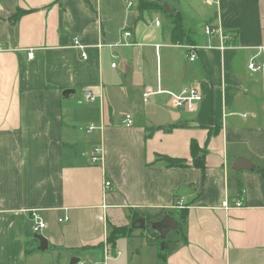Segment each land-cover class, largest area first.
<instances>
[{
	"label": "crops",
	"instance_id": "obj_1",
	"mask_svg": "<svg viewBox=\"0 0 264 264\" xmlns=\"http://www.w3.org/2000/svg\"><path fill=\"white\" fill-rule=\"evenodd\" d=\"M168 3L184 18V43L137 0H0V264H98L106 252L107 264H264V74L248 69L264 47V0ZM206 25L232 37L225 49ZM188 46L199 47L195 61ZM189 87L202 97L193 112L169 94ZM69 89L80 98L64 96ZM148 89L165 93L145 101ZM95 148L102 158L92 164ZM225 200L243 206L225 209ZM160 209L176 221L188 211L187 242L166 262L148 243V222L108 243L113 227ZM34 210L47 223L46 251Z\"/></svg>",
	"mask_w": 264,
	"mask_h": 264
},
{
	"label": "trees",
	"instance_id": "obj_2",
	"mask_svg": "<svg viewBox=\"0 0 264 264\" xmlns=\"http://www.w3.org/2000/svg\"><path fill=\"white\" fill-rule=\"evenodd\" d=\"M138 1V8L141 12L143 11H156L162 14L165 20L169 23L171 28V39L174 43H184L186 37V31L184 27V18L180 12H177L173 8H171L170 12L167 13L163 7L164 2H168V0H162V2H152L148 0H137ZM175 1V0H172ZM21 11L16 14V17L21 15ZM191 155L193 158V165L194 167L204 170L205 169V162H204V152L200 149L196 142H192L191 144ZM168 167H184L186 165V161L180 159H172L169 157H161ZM172 212L165 209H160L157 211H138L135 215L136 219H143L145 222L149 224L156 222L157 220L162 219L166 215H171ZM187 218H188V211L187 209H182L179 212V229L177 231L172 232L165 241L157 239L158 237L149 232L148 243L149 245H156L158 243V247L162 252L160 253V260L162 262H166L167 258L177 251L182 244H186L187 237H186V226H187ZM135 219V220H136ZM136 227L127 229L126 227H113L110 231L108 236V243L111 245L112 248L115 247L117 240L121 237H124L128 234V232L133 231ZM149 227H146L148 230ZM157 239V242H155ZM53 249L50 248V250Z\"/></svg>",
	"mask_w": 264,
	"mask_h": 264
},
{
	"label": "built area",
	"instance_id": "obj_3",
	"mask_svg": "<svg viewBox=\"0 0 264 264\" xmlns=\"http://www.w3.org/2000/svg\"><path fill=\"white\" fill-rule=\"evenodd\" d=\"M208 2L210 3H214L216 2V0H208ZM132 5V2H129V6ZM155 24L157 26L161 25V22L159 19L156 20ZM204 34L208 37H218L221 41V45H220V49H225L226 43H229L232 41V37L230 35H227L221 28L216 27V26H212V25H206L204 27ZM123 36L125 38L130 37L131 33L130 32H124ZM126 44V43H125ZM74 47L82 50V58L84 60H87V54L84 51L85 47L80 43V41L78 39L74 40ZM211 48V46H209ZM198 46H188V49L190 50V54H189V59L191 61H195L196 59V50L198 49ZM1 47H0V51H1ZM261 55L262 56V61H257V57ZM28 57L29 59H33L34 55L33 52L30 51L28 53ZM112 67L115 68L116 64H112ZM248 69L249 71H251L252 73H257V74H264V47H259L258 48V55L254 56L248 63ZM165 92L158 90V91H153L152 89H148L146 94L144 95L145 97V101L149 100V97L155 94H163ZM172 100H173V104L176 108H180V109H185L187 111L193 112L197 109L202 97L198 91L197 88L195 87H189V88H185L183 89L180 93L178 94H174V93H169ZM83 98L84 100H86L89 103H92L95 101V97L89 93V92H85L83 94ZM123 124L126 127H131L133 122H132V117L130 115H127L123 121ZM98 126L96 123H91L89 126V131L92 132L93 130L97 129ZM102 158L101 155V149L99 148H95L93 150L92 156H91V163L92 164H96L100 159ZM111 185L110 182H106L105 183V187L109 188ZM225 209H229L232 207H242L243 203L241 201H236L235 203L231 204L228 200H225L223 205H222ZM177 208H185V201L182 199L180 200L177 204H176ZM31 220L33 221V231L35 234H40L41 232H43L46 228H47V223L46 221L42 218V216L39 214V212L37 210H34L31 212ZM68 218H60L59 222H65L67 221ZM120 253H118L119 255ZM111 256L106 252L104 259L101 263L98 264H107L108 261H110Z\"/></svg>",
	"mask_w": 264,
	"mask_h": 264
},
{
	"label": "water",
	"instance_id": "obj_4",
	"mask_svg": "<svg viewBox=\"0 0 264 264\" xmlns=\"http://www.w3.org/2000/svg\"><path fill=\"white\" fill-rule=\"evenodd\" d=\"M148 1H152V2H162V0H148ZM163 7L166 10L167 13L170 12L171 7L169 5V3L166 1L163 3ZM76 95L77 98H80V94L75 93L74 90H66L64 91L63 95L64 96H70V95ZM245 161L243 159H239L234 166L235 170H239L240 166L242 163H244ZM133 227L136 228H145L146 226V222L143 219H140L138 221H136L133 225ZM179 222L176 221L174 218H172L170 215H166L164 216L160 221L157 222H153L150 224V230L152 231V233L156 234L157 236H159L161 238L162 241H165L167 239V237L173 232L179 229ZM35 238L39 241L40 246H39V250L40 251H46L48 249V241L45 237H43L42 235L36 234ZM80 262V259L77 257H74L70 260L69 264H78Z\"/></svg>",
	"mask_w": 264,
	"mask_h": 264
},
{
	"label": "rangeland",
	"instance_id": "obj_5",
	"mask_svg": "<svg viewBox=\"0 0 264 264\" xmlns=\"http://www.w3.org/2000/svg\"><path fill=\"white\" fill-rule=\"evenodd\" d=\"M160 15H161L162 17H164L162 14H160ZM82 98H83V97H82ZM40 234H42V232H41ZM141 234H142V232H141ZM141 239H142V238H141ZM125 249H126V248H123V252H124V253L127 251V249H126V251H125ZM97 254H99V253H97ZM88 255H91V251L88 253ZM82 256H83V258L85 259V256H86V255L83 254Z\"/></svg>",
	"mask_w": 264,
	"mask_h": 264
}]
</instances>
